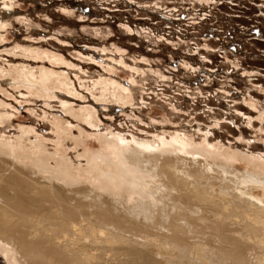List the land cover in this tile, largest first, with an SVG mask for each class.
I'll return each instance as SVG.
<instances>
[{
    "label": "rangeland",
    "instance_id": "374dc122",
    "mask_svg": "<svg viewBox=\"0 0 264 264\" xmlns=\"http://www.w3.org/2000/svg\"><path fill=\"white\" fill-rule=\"evenodd\" d=\"M174 139L264 164V0H0V144L86 169Z\"/></svg>",
    "mask_w": 264,
    "mask_h": 264
},
{
    "label": "bare ground",
    "instance_id": "6f19581e",
    "mask_svg": "<svg viewBox=\"0 0 264 264\" xmlns=\"http://www.w3.org/2000/svg\"><path fill=\"white\" fill-rule=\"evenodd\" d=\"M121 140L86 152V169L0 144L8 264H264L263 163L179 139L143 151Z\"/></svg>",
    "mask_w": 264,
    "mask_h": 264
}]
</instances>
